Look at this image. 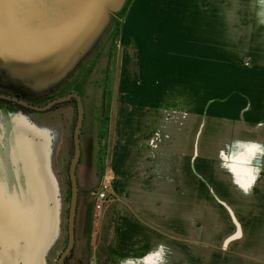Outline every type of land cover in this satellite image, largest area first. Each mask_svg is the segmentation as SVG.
Returning a JSON list of instances; mask_svg holds the SVG:
<instances>
[{
    "label": "crops",
    "instance_id": "0c3cea01",
    "mask_svg": "<svg viewBox=\"0 0 264 264\" xmlns=\"http://www.w3.org/2000/svg\"><path fill=\"white\" fill-rule=\"evenodd\" d=\"M148 55L112 121L109 253L115 264H229L263 211L264 108L233 89L230 70L220 80L215 67L159 72Z\"/></svg>",
    "mask_w": 264,
    "mask_h": 264
},
{
    "label": "rangeland",
    "instance_id": "374dc122",
    "mask_svg": "<svg viewBox=\"0 0 264 264\" xmlns=\"http://www.w3.org/2000/svg\"><path fill=\"white\" fill-rule=\"evenodd\" d=\"M4 26L5 21L0 17V28L3 30ZM150 53L156 57L154 62L158 63L159 72L215 67L221 74L220 80L230 70L229 83L233 89L243 96L246 93L257 96L264 108V0H125L91 51L65 79L39 89L26 81L21 85L8 83L9 90L41 104L71 92L83 99L76 241L67 264H115L108 246L112 241L116 203L106 207L93 232L94 198L103 174L110 170L116 104L129 102V93L122 89L123 85L139 82V63ZM214 54L216 59H212ZM0 91L4 92L1 87ZM2 108L5 107L0 106V117L5 119L9 114L17 118V123L23 122L24 133L35 139V148H41L42 144L52 146V176L54 183H58L61 203L58 199L50 204L53 239L45 256L48 264H57L67 242L68 167L73 154L76 105L66 102L46 114ZM242 111L243 108L239 109L238 114ZM260 159V156H244L247 163H259ZM261 207L263 211L258 217L248 222L254 234L249 237L246 233L244 255L230 253L229 264H264V206ZM211 231L217 234L220 229ZM196 248L201 256L212 251L204 245Z\"/></svg>",
    "mask_w": 264,
    "mask_h": 264
},
{
    "label": "water",
    "instance_id": "95a60500",
    "mask_svg": "<svg viewBox=\"0 0 264 264\" xmlns=\"http://www.w3.org/2000/svg\"><path fill=\"white\" fill-rule=\"evenodd\" d=\"M125 0H0L1 84L35 88L59 83L91 51ZM21 105L43 113L74 99L77 118L72 134L73 154L68 167L70 200L67 242L57 259L65 264L75 246L78 205L77 165L84 103L78 93H68L34 106L11 97ZM0 117V264H48L46 253L53 239V210L59 199L54 183L52 146L35 148V139L24 133L16 117ZM37 144V143H36ZM39 145V144H38ZM38 150V153H37Z\"/></svg>",
    "mask_w": 264,
    "mask_h": 264
},
{
    "label": "built area",
    "instance_id": "2783aa9c",
    "mask_svg": "<svg viewBox=\"0 0 264 264\" xmlns=\"http://www.w3.org/2000/svg\"><path fill=\"white\" fill-rule=\"evenodd\" d=\"M113 179H114L113 173L109 170V171H105L100 181L98 192L94 198V203H95L94 209H95L96 217L92 222L93 232L95 231V228L98 226L102 218V214L105 211L106 207L113 202V198H112Z\"/></svg>",
    "mask_w": 264,
    "mask_h": 264
},
{
    "label": "flooded vegetation",
    "instance_id": "af4514ba",
    "mask_svg": "<svg viewBox=\"0 0 264 264\" xmlns=\"http://www.w3.org/2000/svg\"><path fill=\"white\" fill-rule=\"evenodd\" d=\"M0 77H2V76L0 75ZM1 80L2 79L0 78V87L2 88V90H4V92L3 91H0V95H4V96H7V97H11V98H14L16 100H20V101L26 102V103H28L30 105H34V106H44L50 100H53L54 99V98L49 99V100H47L43 104L38 103V102H35L34 100L28 98L27 95H24L22 93H19V92L13 91V90H9L6 86H4L3 84H1ZM74 93H76V92H74ZM69 102L70 103H74V105H76V102H75L74 99L70 100ZM0 106L5 107L6 109L7 108H13V109H20V110H23V111L35 112L34 110H31L30 108L25 107V106L21 105L20 103H18L16 101L4 99V98H0ZM58 106L59 105H56V106L52 107L50 110H48L47 112H43V113L46 114V113H49L51 111H54ZM5 108H2V109L5 110ZM65 264H67V261H66Z\"/></svg>",
    "mask_w": 264,
    "mask_h": 264
}]
</instances>
